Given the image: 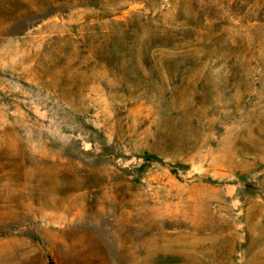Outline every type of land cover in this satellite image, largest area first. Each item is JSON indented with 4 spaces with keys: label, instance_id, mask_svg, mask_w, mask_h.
I'll return each instance as SVG.
<instances>
[{
    "label": "rangeland",
    "instance_id": "obj_1",
    "mask_svg": "<svg viewBox=\"0 0 264 264\" xmlns=\"http://www.w3.org/2000/svg\"><path fill=\"white\" fill-rule=\"evenodd\" d=\"M0 264H264V0H0Z\"/></svg>",
    "mask_w": 264,
    "mask_h": 264
}]
</instances>
